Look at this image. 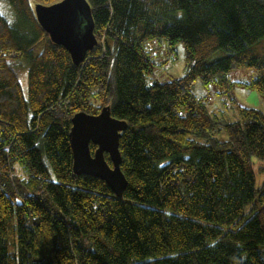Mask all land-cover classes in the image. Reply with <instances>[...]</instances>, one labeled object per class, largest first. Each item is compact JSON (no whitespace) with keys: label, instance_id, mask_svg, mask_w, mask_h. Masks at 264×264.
<instances>
[{"label":"trees","instance_id":"1","mask_svg":"<svg viewBox=\"0 0 264 264\" xmlns=\"http://www.w3.org/2000/svg\"><path fill=\"white\" fill-rule=\"evenodd\" d=\"M57 1L0 12V264H264V116L221 122L191 93L236 67L264 93V0H87L97 43L78 65L33 13ZM161 38L186 73L147 87ZM104 105L127 123L121 197L72 170L71 118Z\"/></svg>","mask_w":264,"mask_h":264},{"label":"water","instance_id":"2","mask_svg":"<svg viewBox=\"0 0 264 264\" xmlns=\"http://www.w3.org/2000/svg\"><path fill=\"white\" fill-rule=\"evenodd\" d=\"M33 13L50 40L62 46L75 65L83 62L88 51L95 47L97 41L87 0L35 3ZM126 128L127 123L112 117L110 106L104 105L97 114L74 113L68 133L73 172L99 178L118 197L127 185L120 169L119 151V138ZM90 145L95 147L93 151Z\"/></svg>","mask_w":264,"mask_h":264},{"label":"rangeland","instance_id":"3","mask_svg":"<svg viewBox=\"0 0 264 264\" xmlns=\"http://www.w3.org/2000/svg\"><path fill=\"white\" fill-rule=\"evenodd\" d=\"M0 12L8 21H12L13 12L6 0H0ZM10 16L11 18H9ZM148 46L151 50L150 58L153 65L151 72L145 75V85L147 87L155 83L160 84L179 79L185 75V51L181 41L170 46L165 38H161L154 40ZM255 76L254 68L236 67L228 73L226 84L211 81L205 85L199 78L195 79L191 86V93L195 99L201 100L208 112L221 122L239 120V107L258 109L264 116V93L247 85ZM18 77L22 91L26 95V70L20 72ZM215 136L219 141L227 139L224 130L216 133ZM252 164L256 173V187L264 188V173H257V167L261 164V161L253 157ZM249 211L250 206H247L245 212L248 213Z\"/></svg>","mask_w":264,"mask_h":264}]
</instances>
